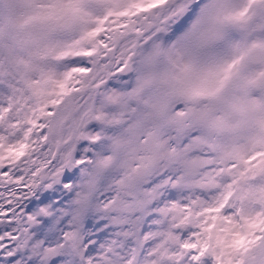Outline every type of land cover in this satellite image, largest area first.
<instances>
[{
	"label": "snow or ice",
	"instance_id": "6c2138e0",
	"mask_svg": "<svg viewBox=\"0 0 264 264\" xmlns=\"http://www.w3.org/2000/svg\"><path fill=\"white\" fill-rule=\"evenodd\" d=\"M0 264H264V0H0Z\"/></svg>",
	"mask_w": 264,
	"mask_h": 264
}]
</instances>
